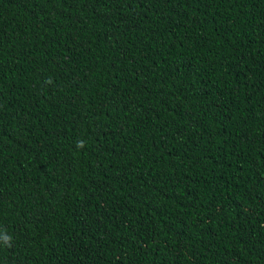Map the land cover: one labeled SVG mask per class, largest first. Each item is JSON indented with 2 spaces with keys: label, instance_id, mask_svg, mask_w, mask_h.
Listing matches in <instances>:
<instances>
[{
  "label": "trees",
  "instance_id": "trees-1",
  "mask_svg": "<svg viewBox=\"0 0 264 264\" xmlns=\"http://www.w3.org/2000/svg\"><path fill=\"white\" fill-rule=\"evenodd\" d=\"M0 264H264V0H0Z\"/></svg>",
  "mask_w": 264,
  "mask_h": 264
}]
</instances>
